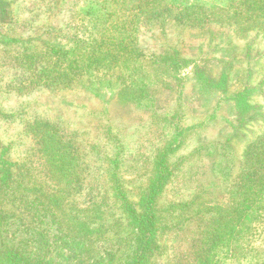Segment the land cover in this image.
<instances>
[{
    "label": "rangeland",
    "instance_id": "374dc122",
    "mask_svg": "<svg viewBox=\"0 0 264 264\" xmlns=\"http://www.w3.org/2000/svg\"><path fill=\"white\" fill-rule=\"evenodd\" d=\"M15 7L23 12V19L34 11H52L43 23L57 28L59 35L45 39V43L68 53L63 56L67 59L60 57V71L73 60L70 73L75 68L90 73L99 69L114 77L111 80L107 74H98L94 79L113 84L68 92L70 99L45 92L37 101L39 109L34 102L29 103L39 115L59 119L62 132L91 127L93 135L72 139L75 169L70 177L55 178L56 187L46 183L52 169L44 166L38 168L40 174H31L42 183L44 193H25L28 200L44 199L55 192L59 205L50 206L52 219L39 212H27V216L20 208L18 218L8 219L3 227L12 234L3 240L6 245L11 242L7 247H16L26 256H50L52 264H69L83 251L102 255L99 264H108V259L109 264H125L138 247L137 220L146 196L160 185L158 246L149 264H264V186L254 196L247 182L232 189L234 179L246 169L238 163L245 154L244 139L232 146L236 156L216 144L227 136L230 126L225 117L231 118L234 127L239 126L236 109L226 102L219 104L222 94L216 90L217 60L224 52L216 48V29L226 28L223 35L228 39L235 24L249 22L246 16L236 17L235 12L248 10L252 12L248 17H258L257 22L264 24V4L257 6L250 0H12L9 8ZM100 8L101 17L96 19L94 13ZM152 10L161 13L162 22L147 20L150 26L146 27L139 13ZM27 31L25 36L36 29L33 26ZM122 38L128 47L110 54L109 46L120 44ZM35 40L41 41L40 36L35 35ZM4 44L0 42V58L7 49ZM171 50L181 52L183 64L177 71L166 67L172 63L167 57H172ZM37 52L46 54L48 48L38 43ZM3 73L0 69V78ZM209 81L215 85L211 87ZM0 97L10 100L9 105L17 102L1 93ZM110 100L111 104L106 102ZM96 113L102 117H95ZM4 124L0 121V126ZM111 125L113 130L106 131ZM141 127L145 131L136 133ZM17 128L12 123L1 128L4 146L13 141ZM15 142L13 160L22 162L26 155L40 160L37 153L27 154L34 144L30 139ZM32 168H36L35 163ZM250 169L253 167L245 173ZM16 170L25 175L24 168L12 171ZM159 171L172 175L157 182ZM19 182L24 185L21 179ZM62 187L66 191L61 193ZM177 225H183L182 230H175ZM175 231L179 234L174 235ZM67 238L81 245L62 248ZM4 246L0 243V250Z\"/></svg>",
    "mask_w": 264,
    "mask_h": 264
},
{
    "label": "trees",
    "instance_id": "16d2710c",
    "mask_svg": "<svg viewBox=\"0 0 264 264\" xmlns=\"http://www.w3.org/2000/svg\"><path fill=\"white\" fill-rule=\"evenodd\" d=\"M250 1L255 2L257 6L264 4V0ZM11 3L12 0H0V42H4L7 47L0 58V69L4 71L3 76L0 78V93L7 97L15 98L17 102L13 101V104L9 105L10 100H3L0 97V121L5 124H17L18 128L16 133L11 136L13 141L6 146L2 144L3 137L0 134V149H2L0 153V243L5 245L0 250V264H52L50 256L46 255L45 257L42 253L26 256V254L17 251L16 247H7L11 242L6 245L3 240L6 239L7 241L6 235L11 236L12 234L10 235L9 231L3 227H5L8 219L18 218L17 213L21 210L20 208L25 210L23 213L27 216H30L27 212H39L47 213L49 219H52L53 212L50 210V206L52 204L53 206L59 205V202H57L60 199L59 195L51 192V196L44 199L28 200V195L25 193L29 192V194L35 196L44 193L42 183L31 178V174H40L39 169L44 166L46 169H52L49 175L50 178L46 183L50 184L51 188L53 186L56 187L55 178L58 179L59 175L67 178L74 172L75 167L72 168V152L74 150L71 149L72 147L74 148V141L72 139H77L80 136L91 138L93 131H91V127H88L90 129L77 127L70 128L69 132H62V124L59 119L55 120V118L39 115L37 108L30 107L29 103L34 102L37 106V101H41L45 92L47 95L58 94L62 98L70 99L68 92H78L81 89L87 90L95 85L102 86L104 83H112V81L103 82V79H94L98 74H107L111 80H113L114 75L104 73L102 70L100 72L99 69L94 73H90L91 71L87 69L80 70L79 68H75L70 73L68 69L73 66V60L69 61L68 68L60 71L58 66L60 57L67 59L63 56L68 53L62 51L63 48L57 45L54 46L50 42L45 43L47 41L45 39L59 35L57 28L43 23L45 16L51 14L52 11H34L27 16V19H23L22 11H17L16 7L14 9L9 8ZM138 3L141 4V2ZM101 9L94 13L96 19L101 17ZM251 14L250 10L235 12L236 17L246 16L249 22L242 25L235 24L232 27L234 32L228 39H225L223 35L227 30L226 28L219 27L216 29V39H218L216 48L218 51L222 49L224 52V56H220L219 60H217L220 72H218V77L216 78V90H219L222 94L219 104L226 102L230 108L233 109L234 107L238 113L236 117H238L239 124L236 128L233 125L234 123L231 122V118L225 117L228 119L226 124L228 123L230 127L227 128V136L217 140L216 144L220 145V150L230 149L231 153L234 152L232 155L236 156V150H233L232 146L237 143V140L244 139L245 154L239 157L238 163L239 167L242 165L246 169L245 171L242 169L243 173H240L234 179L235 181L232 182L234 187L232 189L235 190L247 182L251 187L249 192L254 196L259 193L257 190L264 186V114L260 111L263 109V105L258 101L261 98L260 101L264 103V99H262L264 98V24L261 25L260 22H257L258 17H248ZM139 15L142 19V24L146 27L150 26L149 24L146 25L147 20L152 23L158 20L162 22V16L158 10L140 12ZM262 15L264 17V11ZM102 18H105V16H102ZM33 26L36 32L25 36L28 34L27 30ZM35 35H39L41 41L35 40ZM218 36H220V39ZM125 41L127 40L122 38L118 45L112 44L113 46H109V43L106 42H103V44L106 43V48L109 46V53L111 54L113 51H118V48L126 49L128 44ZM38 43H42L43 47L48 48L46 54L45 52H37ZM223 44H225L224 47L222 46ZM16 49L19 50L17 51ZM171 53L172 57L169 54L167 57L171 59L172 63L166 64V67L168 70L177 71L183 64V60L180 57L181 52L180 50H171ZM228 53L230 54V59L228 58L227 60L226 54ZM27 63L29 64L27 65ZM172 65L174 66L173 68ZM102 78H105V76L103 75ZM209 84L212 87L215 82L209 81ZM234 86L236 87L235 90L231 91ZM149 95L150 91L145 94V96ZM95 96L99 100L104 98L99 94H95ZM111 101L106 102L111 104ZM152 101L155 103L154 97ZM66 105H69V103ZM37 107L38 109L40 108L39 105ZM32 108L35 109L33 115L29 114ZM119 108L122 109L123 106H119ZM58 114L61 120H66L65 117L63 118L64 114ZM96 116L99 119L102 117L98 113H96ZM27 118L29 119L27 120ZM4 125L0 126V130ZM65 128L67 129V127ZM144 129L143 127L137 128L135 132L138 133ZM111 130H113L112 125L106 131L109 132ZM27 139L34 143L32 149L27 151V154L37 153L41 156L40 160L35 158L31 160L30 155H26L27 160L22 162L13 160L11 153L14 150L15 141L17 140L20 143ZM223 142H225V145L221 146ZM31 163L32 166L35 163L36 168L29 166ZM18 167L25 169L24 176H21L18 170L12 171ZM248 167H253V170L250 169L248 173H245ZM63 168L67 169L63 170ZM169 173L159 171L156 176L157 182L164 178L168 179V176L172 175V173ZM20 179L22 183L24 181V185L28 188H24L23 184L20 186ZM30 181V184H26ZM79 181L81 183V180ZM60 189L61 193L66 191L65 187ZM161 189L162 187L159 185L151 192H148L146 196L145 208L137 220L140 228L138 247H136V252L130 256L125 264L151 263L148 260L158 246L159 220L157 217V200ZM260 193L262 192L260 191ZM7 213H11L9 218H6ZM16 222L18 224V221ZM180 226L183 227V225H177L175 230H182ZM12 227L14 228L13 225L10 228ZM177 231L174 232V235L179 234ZM64 242H66V247L62 248L65 249L67 247L77 249L81 245L80 242H75L74 238H67ZM101 260L102 255L83 251L82 255L80 253L75 254L69 264H86L85 262L87 264H99ZM110 261L108 259L107 263L109 264Z\"/></svg>",
    "mask_w": 264,
    "mask_h": 264
}]
</instances>
